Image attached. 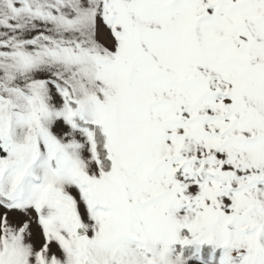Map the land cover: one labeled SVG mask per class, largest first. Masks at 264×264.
Listing matches in <instances>:
<instances>
[{"label": "snow or ice", "instance_id": "obj_1", "mask_svg": "<svg viewBox=\"0 0 264 264\" xmlns=\"http://www.w3.org/2000/svg\"><path fill=\"white\" fill-rule=\"evenodd\" d=\"M0 264H264V0H0Z\"/></svg>", "mask_w": 264, "mask_h": 264}]
</instances>
